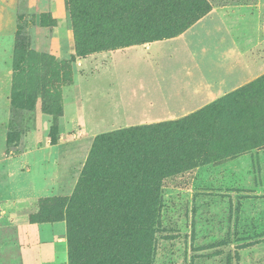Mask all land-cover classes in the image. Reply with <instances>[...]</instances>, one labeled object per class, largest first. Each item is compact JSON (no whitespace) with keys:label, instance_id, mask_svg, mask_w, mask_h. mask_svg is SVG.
<instances>
[{"label":"rangeland","instance_id":"rangeland-1","mask_svg":"<svg viewBox=\"0 0 264 264\" xmlns=\"http://www.w3.org/2000/svg\"><path fill=\"white\" fill-rule=\"evenodd\" d=\"M205 1L183 33L131 45L110 40V0H0V264H71L70 240L89 242L68 199L98 137L230 96L181 139L154 220L119 231L132 217L110 201V263L264 264V0Z\"/></svg>","mask_w":264,"mask_h":264},{"label":"trees","instance_id":"trees-1","mask_svg":"<svg viewBox=\"0 0 264 264\" xmlns=\"http://www.w3.org/2000/svg\"><path fill=\"white\" fill-rule=\"evenodd\" d=\"M210 10L205 0H110V40H124L132 45L170 39L189 29ZM102 12L109 11L102 7ZM74 20L77 22V17ZM228 99L231 96L182 120L134 127L97 138L77 190L68 199L70 236L80 232L84 224L77 222L89 213L94 217V233L86 244L70 240L71 264H113L110 239L115 242L116 238L110 236V210L117 208L121 214L132 217L114 227L119 231L126 225L139 226V215L143 213L154 220L166 171L174 165L176 155L192 148L191 142L183 148L181 139L193 131L203 136L200 124L221 105L236 102ZM14 105L17 106L16 101ZM141 198H145L144 207L140 206ZM112 199L118 204L113 203L110 208ZM133 240V236L128 237L129 250ZM122 256L117 252L115 259L128 260L127 253Z\"/></svg>","mask_w":264,"mask_h":264},{"label":"crops","instance_id":"crops-1","mask_svg":"<svg viewBox=\"0 0 264 264\" xmlns=\"http://www.w3.org/2000/svg\"><path fill=\"white\" fill-rule=\"evenodd\" d=\"M8 175L12 178V177H14V176H12L11 175V173H8ZM8 176V177H9ZM8 177H6V179H11V178H8ZM60 178V177H59ZM52 178H46L44 181H43V184H44V186H47L48 187V185L50 186V190H53V187H57L58 189H59V191L60 190H62V191H66V190H68L67 189V185H63L62 187H60V184L63 182V180H62V182L61 183H59V181H58V183H57V185H56V183H53V181L51 180ZM45 182V183H44ZM47 190H49L48 188H46ZM49 190V191H50ZM45 192H47V191H45L44 190V192L42 191L40 194H37V195H42L43 193H45Z\"/></svg>","mask_w":264,"mask_h":264}]
</instances>
